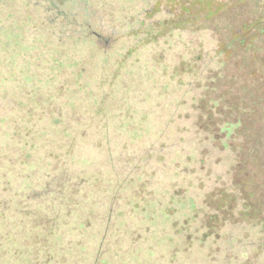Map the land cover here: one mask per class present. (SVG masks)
Listing matches in <instances>:
<instances>
[{"label":"trees","instance_id":"16d2710c","mask_svg":"<svg viewBox=\"0 0 264 264\" xmlns=\"http://www.w3.org/2000/svg\"><path fill=\"white\" fill-rule=\"evenodd\" d=\"M233 25L227 23L225 36L214 46L199 50L191 43L188 49L184 64L188 82L180 100L185 98L182 103L191 112L185 115L187 127L179 136L173 129L174 137L168 139L169 160L160 164L166 181L150 177L156 174L151 164L139 165L134 158L115 154L107 133L103 142L107 155L101 154L103 149L88 153L80 144L93 148L101 139L79 120H64L52 130L47 124L31 125L24 118L31 110L5 125V118L0 119V264H229L226 249L201 256L187 251L185 234L190 230L198 242L196 233L206 232L201 242L209 246L212 240H221L231 249L234 244L246 247L242 232L247 206L238 166L249 153L241 146L246 122H258L263 115L264 15ZM59 31L51 30L57 39ZM188 94L191 99H186ZM168 102L172 123L180 103ZM161 105L160 101L155 108ZM168 123L160 135L167 127L172 130ZM253 130L257 141L259 131ZM76 136L80 143L74 141ZM144 185L141 192L139 186ZM156 220L172 221L171 228L151 236L154 243L149 244L141 226L147 223L145 229L151 232ZM193 222L198 226L192 227ZM164 239L167 246H162Z\"/></svg>","mask_w":264,"mask_h":264},{"label":"rangeland","instance_id":"374dc122","mask_svg":"<svg viewBox=\"0 0 264 264\" xmlns=\"http://www.w3.org/2000/svg\"><path fill=\"white\" fill-rule=\"evenodd\" d=\"M219 7V14L208 17ZM258 15H264V0H1L0 119L5 118V125L31 110V115L24 116L31 125L47 124L52 130L64 120H79L86 125L84 129L101 139L94 149L80 144L88 153L103 149L101 154L107 155L103 143L107 133L115 154L130 161L134 158L139 165L151 164L156 174L150 177L166 181L160 164L169 160L165 151L168 139L176 131L179 136L189 124L185 115L190 110L180 96L188 82L184 64L191 43L205 50L214 46L215 40H222L227 23L233 28L234 22ZM60 29L62 35L57 39L51 30L59 33ZM262 56L264 61V53ZM191 97L186 95V99ZM160 101L166 106L156 109ZM168 101L180 103L172 123ZM261 107L263 115L258 122H246L241 146L249 153L238 166L247 206L246 230L242 232L246 247L234 244L231 249L221 240H212L209 246L201 242L206 232L196 233L201 239L198 242L190 230L185 234V249L197 256L212 255L220 248L227 250L224 257L229 264H264V103ZM167 123L172 130L167 127L160 135ZM255 128L259 131L257 141ZM57 133L62 135L59 130ZM74 141L79 142L77 136ZM37 165L48 170L46 165ZM236 173L232 172L233 183ZM184 185L190 190L188 182ZM139 187L143 192L145 185ZM117 197L123 204L120 195ZM117 217L122 222V215ZM171 222L156 220L148 233L144 223L141 228L147 243H154L151 236L163 235ZM196 223H191L192 227L198 226ZM164 240L162 246H167ZM87 247V251L93 248L89 243Z\"/></svg>","mask_w":264,"mask_h":264}]
</instances>
